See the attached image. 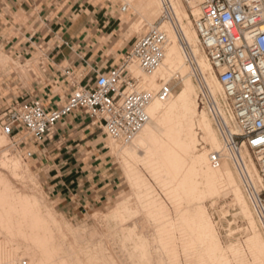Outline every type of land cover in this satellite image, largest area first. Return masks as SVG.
Listing matches in <instances>:
<instances>
[{"label":"bare ground","instance_id":"6f19581e","mask_svg":"<svg viewBox=\"0 0 264 264\" xmlns=\"http://www.w3.org/2000/svg\"><path fill=\"white\" fill-rule=\"evenodd\" d=\"M123 2L120 12L132 9L138 17L128 23L130 31L140 30L141 23L150 29L163 13L161 0ZM198 3L170 0L169 21L161 26L167 44L155 71L147 74L135 62L127 66L137 91L156 93L169 84L172 92L165 101L152 100L147 108L148 122L131 140L108 138L115 150L125 147L120 152L121 170L129 190L114 203L104 227H100L98 241H89L88 252L75 251L81 246L76 243L79 240L73 236L70 240L71 235L68 238V229L42 198L10 182L26 181L29 170L10 153V140L0 132V264H22L23 260L25 264H179V250L186 264H264V221L254 197L264 183L245 147L237 151L227 147L225 130L232 135L237 127L222 87L202 47L203 52L198 48V34L188 14L194 20L199 18ZM9 62V57L0 54V69ZM196 71L201 86L217 106L221 122L198 107L192 81ZM200 142L205 146L198 149ZM214 152L220 155L217 167L210 163ZM137 164L161 189L170 208ZM228 194L246 224L245 240L228 236L222 245L203 201Z\"/></svg>","mask_w":264,"mask_h":264},{"label":"crops","instance_id":"0c3cea01","mask_svg":"<svg viewBox=\"0 0 264 264\" xmlns=\"http://www.w3.org/2000/svg\"><path fill=\"white\" fill-rule=\"evenodd\" d=\"M119 11L117 0H0V43L14 58L7 56L14 70L29 65L13 90H1L3 109L30 101L58 108L74 88L119 66L135 40L126 38L128 20ZM102 143L100 128L78 111L43 140L27 136L20 145L49 198L63 213L78 216L106 202L116 186Z\"/></svg>","mask_w":264,"mask_h":264},{"label":"built area","instance_id":"2783aa9c","mask_svg":"<svg viewBox=\"0 0 264 264\" xmlns=\"http://www.w3.org/2000/svg\"><path fill=\"white\" fill-rule=\"evenodd\" d=\"M161 1L163 13L134 40L119 66L99 75L89 86L74 88L58 108L48 109L39 101L9 105L0 116L2 132L7 136L26 133L41 141L64 117L81 111L107 138L131 140L148 122L152 100L165 101L172 92L169 84L156 93L137 91L126 70L131 62L147 74L161 65L167 44L161 26L169 21L171 11L170 0ZM198 1L200 16L194 20V28L237 127L232 135L225 130L227 147L235 151L245 147L264 183V0ZM219 161V153H211L214 167ZM254 197L264 221V188Z\"/></svg>","mask_w":264,"mask_h":264},{"label":"rangeland","instance_id":"374dc122","mask_svg":"<svg viewBox=\"0 0 264 264\" xmlns=\"http://www.w3.org/2000/svg\"><path fill=\"white\" fill-rule=\"evenodd\" d=\"M123 1L124 0H117L118 6L120 9L124 5ZM119 14L121 17L123 15H125V18L128 20V23L133 22V21H137V19H138L137 15L134 13V11L132 9H130V10L128 9L123 15L119 11ZM188 14L191 17L190 19L192 22V27L194 28V18L191 16L189 11H188ZM158 19L159 18L155 19L153 21V24H155ZM140 22H142V20ZM144 24L145 23H141L140 30H134V31L129 30V31H127V33L125 32L126 38H129V39L131 38L134 40L136 38H139L141 35H143L145 33V31L148 30V28H149V27L143 26ZM198 48L201 52H203L199 43H198ZM0 54H2L3 56L6 55V56L12 57L9 50L4 48L1 45V43H0ZM11 64H13V63L9 62L5 65L4 69H0V98H1V93H2L1 90H5L6 92H10L11 90H13L12 82L14 81L15 77L17 76V74L19 72L22 74V73H25L29 70V65H27V63L23 66L22 70H14L11 67ZM192 66L196 70V66L194 64ZM196 74L197 75L192 78V81H193L194 85L196 86V89L198 92L197 93V103H198L199 109L206 111L208 116L210 118H213V120L215 122L216 121L221 122V119H220L218 112H217V106L214 104V102H213L212 98L210 97V94L208 93V91L204 87L201 86V78H200V75L198 74L197 71H196ZM196 82H198V83H196ZM197 84H199V85H197ZM198 90H200L201 92ZM173 91L177 92L178 88L173 87ZM3 111H4L3 103H1V101H0V116L3 113ZM0 132H2L1 126H0ZM100 133H101V141L103 142L102 144L106 147L105 149L107 151V156L110 158L111 162L113 163V167H114L115 172H116L117 177H118L117 181H116V186L113 190L112 196L106 202L102 203L99 207L87 210L86 212H84L83 214H79L78 216H73V215L63 213L57 207V205L51 200V198H49L47 192L45 191V189L43 188V186L41 184V182L43 181L42 176L40 175L38 169L31 165L30 158L27 157L26 151L23 149L22 145H20V142L23 141V139H25L27 137L26 133L20 134L21 140H19V138L16 136H8V138L10 140V145H11V148H9V150L12 149L11 150L12 152L10 151V153L13 154L15 157H17L23 163V165H25L29 170L28 178H26V181H10V182L16 186H19V187L24 186L26 188V191H28V193L36 195L40 199L42 198L41 200L48 206V208L54 214L56 219H58L62 223L63 228L66 227V229H68V232H67V234L69 236L68 238H70V235H71L70 240L72 239V236H73V239L75 237L76 241L79 240L80 243L79 242H76V243L78 245L81 244V246H79V249L77 248L78 246L75 247V251H81L82 250V252H84V253L91 250L90 242L94 243L95 241H98V235L102 231L106 219H108V216L113 211L117 202L129 190L124 172H123V170H121L122 165H121L120 152L122 153L125 147L124 148L122 147L123 150H122V148L115 150L114 148L111 147V145H110L111 141H110V139H108L106 137V135L104 134L102 129H100ZM200 144L201 145L198 146V149H201L202 147L205 146L201 142H200ZM137 153L141 154V151L137 152ZM249 154L251 155V157L254 161L253 155L250 152H249ZM137 168L140 169L142 175L146 178V180H148L151 183V185L153 186V188L155 190L156 195L167 205L168 208H170L167 198L162 193L161 189L155 184V182L152 181L151 178H149L150 176L147 175V171L140 164H137ZM28 179H29V181H28ZM28 183H29V185H28ZM29 190H30V192H29ZM260 190H261L260 188L257 189L258 192ZM247 196H249V195H247ZM119 197H120V199H119ZM247 198H250V197H247ZM116 199H118V200H116ZM114 203H116V204L114 205ZM203 204H204L206 211L208 213L209 220L213 224L216 235H217V237H218V239L222 245H225L227 243V239L229 238L228 236H230V238L232 240L238 239L239 242H244V240H245L244 233L246 231V224H245L243 218L241 217V215L239 214L238 206L235 204V202L233 200V196L231 194H228L227 196H218V197L215 196L211 199H206L203 201ZM113 205H114V207H113ZM111 208H113V209H111ZM95 215H97V216H95ZM255 215H256V213H255ZM259 224H260V222H259ZM101 226H103V227L100 228ZM69 230H70V232H69ZM229 232L231 233V235ZM78 238H80V239H78ZM99 238H100V236H99ZM82 239H83V241H82ZM180 254H182L181 250H179L178 263L179 264H186L187 260L185 263V259H184L183 255H180ZM25 263H27V261L23 260L22 264H25Z\"/></svg>","mask_w":264,"mask_h":264}]
</instances>
